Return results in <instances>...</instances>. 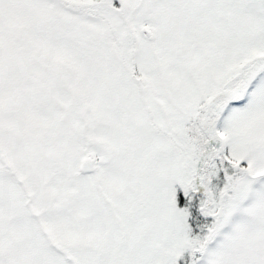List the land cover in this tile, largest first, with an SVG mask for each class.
<instances>
[{
  "label": "snow or ice",
  "instance_id": "1",
  "mask_svg": "<svg viewBox=\"0 0 264 264\" xmlns=\"http://www.w3.org/2000/svg\"><path fill=\"white\" fill-rule=\"evenodd\" d=\"M0 264H264V0H0Z\"/></svg>",
  "mask_w": 264,
  "mask_h": 264
}]
</instances>
